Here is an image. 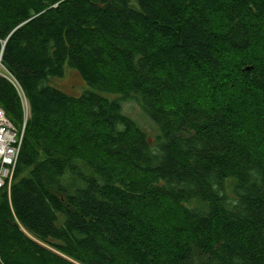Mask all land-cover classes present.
<instances>
[{"label":"trees","instance_id":"trees-1","mask_svg":"<svg viewBox=\"0 0 264 264\" xmlns=\"http://www.w3.org/2000/svg\"><path fill=\"white\" fill-rule=\"evenodd\" d=\"M0 57V264H264V0H0Z\"/></svg>","mask_w":264,"mask_h":264},{"label":"built area","instance_id":"built-area-1","mask_svg":"<svg viewBox=\"0 0 264 264\" xmlns=\"http://www.w3.org/2000/svg\"><path fill=\"white\" fill-rule=\"evenodd\" d=\"M5 76L17 88L24 106V118L20 125L15 124L6 113V110L0 106V188L7 186L10 190L22 152L30 113L29 101L21 84L12 73Z\"/></svg>","mask_w":264,"mask_h":264},{"label":"rangeland","instance_id":"rangeland-1","mask_svg":"<svg viewBox=\"0 0 264 264\" xmlns=\"http://www.w3.org/2000/svg\"><path fill=\"white\" fill-rule=\"evenodd\" d=\"M134 4L137 5L136 1L134 2ZM69 70L70 69L67 70V75L64 78L53 79L51 80V84L64 91H67L68 93L80 95L88 89V84L78 75L77 72ZM9 73L10 72L3 65L0 66V74L8 75ZM85 83L87 84V86L85 85ZM84 86L86 88L85 90H83ZM122 104L123 112L134 119L143 130L150 134V136H153L157 139V137L160 135V127L145 112L139 101L135 98H128L125 99ZM193 263L194 262H191L190 264Z\"/></svg>","mask_w":264,"mask_h":264},{"label":"water","instance_id":"water-1","mask_svg":"<svg viewBox=\"0 0 264 264\" xmlns=\"http://www.w3.org/2000/svg\"><path fill=\"white\" fill-rule=\"evenodd\" d=\"M251 67H247V69H250Z\"/></svg>","mask_w":264,"mask_h":264},{"label":"bare ground","instance_id":"bare-ground-1","mask_svg":"<svg viewBox=\"0 0 264 264\" xmlns=\"http://www.w3.org/2000/svg\"><path fill=\"white\" fill-rule=\"evenodd\" d=\"M28 123V122H27Z\"/></svg>","mask_w":264,"mask_h":264}]
</instances>
